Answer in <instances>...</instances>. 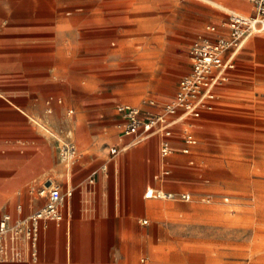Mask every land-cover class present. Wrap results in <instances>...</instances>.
Segmentation results:
<instances>
[{
	"label": "rangeland",
	"instance_id": "rangeland-1",
	"mask_svg": "<svg viewBox=\"0 0 264 264\" xmlns=\"http://www.w3.org/2000/svg\"><path fill=\"white\" fill-rule=\"evenodd\" d=\"M105 1L92 0L94 13L65 11L64 20H0V91L9 94L10 107L25 111L66 170L80 159L78 124H100L120 105L172 102L191 72L192 42L236 12L202 0H130L128 17L111 19ZM35 23L44 27L32 31ZM10 39L33 51L11 52ZM237 74L216 110L194 128L192 155L169 157L183 160L177 169L182 191L157 199L158 217L145 225L153 243L139 250L140 264H264V33L240 53ZM30 75L49 79L30 83ZM68 140L77 153L64 162L61 146Z\"/></svg>",
	"mask_w": 264,
	"mask_h": 264
},
{
	"label": "crops",
	"instance_id": "crops-1",
	"mask_svg": "<svg viewBox=\"0 0 264 264\" xmlns=\"http://www.w3.org/2000/svg\"><path fill=\"white\" fill-rule=\"evenodd\" d=\"M202 1L225 11L228 8L244 16L255 15V7L248 0ZM91 5L92 0H0V20L2 16L5 21L64 20L69 17L65 11L80 13L83 9L84 13L90 14L94 11ZM129 5L130 0H106L105 11L111 19L118 13L127 18ZM42 25L35 23L31 30L39 31L44 27ZM261 34L253 36L246 45ZM202 36L216 37L208 31L199 37ZM10 40L11 52H21L24 47L25 52L33 51L28 43ZM239 56L229 81L216 90L214 111L222 90L238 76ZM30 77L33 79L30 83H37L36 79H49L38 75ZM7 95L0 91V222L5 215H10L13 222L26 219L33 211L45 206L46 198L41 197L40 192L59 186L63 195L72 192V196L66 198L61 207L64 220L61 223L48 221L40 232L37 247L41 264H140L139 250L143 251L146 244L152 246L153 243L145 236L146 232L151 233L145 228L149 224L146 219L158 217L159 198L154 195L149 198L146 194L148 191L153 194L180 193L182 179L177 169L183 165V160L161 158L162 137L159 135L141 144H134L133 137L120 135L118 126L124 121L117 110L113 118L100 124L77 125L80 159L71 170H66L58 163L48 141L33 129L25 111L8 105ZM56 97L62 100V97ZM208 113L212 112H204L200 119ZM200 119H190L189 123L195 128ZM182 130L183 125L178 126L172 140L177 149L175 153L180 154L179 150L184 146ZM110 148L121 150L112 160L107 159ZM182 155L191 156L192 153ZM105 164L106 170L102 169ZM193 165L194 160H191L189 166ZM164 168L170 175L163 176ZM32 250L33 245L28 239L10 240L8 236L0 264H32ZM141 263L145 264L144 260Z\"/></svg>",
	"mask_w": 264,
	"mask_h": 264
},
{
	"label": "built area",
	"instance_id": "built-area-1",
	"mask_svg": "<svg viewBox=\"0 0 264 264\" xmlns=\"http://www.w3.org/2000/svg\"><path fill=\"white\" fill-rule=\"evenodd\" d=\"M248 1L255 7L254 16L232 13L222 27H208V32L216 35L214 39L202 36L193 42L189 50L191 72L180 80L172 102L150 100L144 108L131 105L118 107V113L124 121L118 126L120 135L133 137L134 144H141L156 135L161 136L160 155L163 160H167L177 152L172 140L176 135V128L183 125L181 138L184 146L179 151L185 155L192 153L194 147L198 145V139L194 132V124L189 123V120L200 119L204 112L214 111L216 90L229 81V74L236 69V60L240 52L249 39L264 33V0ZM52 102L53 100L47 101L50 114L53 113ZM57 102L59 105L63 103L62 100ZM68 114L73 115L74 111L70 110ZM120 152V149L112 148L110 153L116 156ZM76 153V146L72 140L62 144L61 156L64 162L74 160ZM103 169L106 170L107 167ZM162 174L168 176L170 171L164 168ZM40 196L46 198V204L29 218L12 225L10 215L3 217L0 222V255L6 250L8 236H22L33 245L32 264H41L37 247L40 232L46 227V222L61 223L64 220L61 207L65 199L72 196V192L63 195L61 188L54 186L43 189ZM146 197H150L149 191ZM154 197L162 198V193H154ZM165 197L172 199L174 195L168 194ZM182 200L190 201L191 195L183 194Z\"/></svg>",
	"mask_w": 264,
	"mask_h": 264
},
{
	"label": "bare ground",
	"instance_id": "bare-ground-1",
	"mask_svg": "<svg viewBox=\"0 0 264 264\" xmlns=\"http://www.w3.org/2000/svg\"><path fill=\"white\" fill-rule=\"evenodd\" d=\"M149 193H150V197H151V195H152V197H153V195H154L153 192L151 191V192H149ZM150 197H149V198H150Z\"/></svg>",
	"mask_w": 264,
	"mask_h": 264
}]
</instances>
